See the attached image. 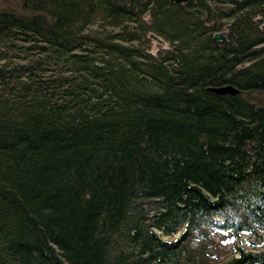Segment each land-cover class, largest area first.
I'll return each mask as SVG.
<instances>
[{
    "label": "trees",
    "instance_id": "obj_1",
    "mask_svg": "<svg viewBox=\"0 0 264 264\" xmlns=\"http://www.w3.org/2000/svg\"><path fill=\"white\" fill-rule=\"evenodd\" d=\"M16 1L0 264H264V0Z\"/></svg>",
    "mask_w": 264,
    "mask_h": 264
},
{
    "label": "rangeland",
    "instance_id": "obj_2",
    "mask_svg": "<svg viewBox=\"0 0 264 264\" xmlns=\"http://www.w3.org/2000/svg\"><path fill=\"white\" fill-rule=\"evenodd\" d=\"M14 4H17V1L16 0H0V8L1 7H4V8H7L8 7L9 8L10 6H14ZM215 4L218 5V2H215ZM215 4H214V7H216ZM214 10H216V9H214ZM145 18L147 20L149 19L148 16H146ZM263 25H264V20H263ZM221 32H225V29L223 28L221 30ZM151 45H152L153 48L151 47L150 53L152 52V50L154 52H157L160 48H164L162 45H158V44H156L153 41H151ZM168 47H169V45H168ZM248 238H249L248 235H243V239L244 240H247L246 242H243V245L245 246L246 249L252 248V246L249 244ZM221 240H222L221 235H219V236H216L215 237L214 242H216V243L218 242L220 244H223L221 242ZM230 253H231V247H230V245L225 246V247L224 246H220V248L218 249V260H219V262H221L226 256L230 255Z\"/></svg>",
    "mask_w": 264,
    "mask_h": 264
},
{
    "label": "water",
    "instance_id": "obj_3",
    "mask_svg": "<svg viewBox=\"0 0 264 264\" xmlns=\"http://www.w3.org/2000/svg\"><path fill=\"white\" fill-rule=\"evenodd\" d=\"M188 0H170L171 3H175V4H182V3H185L187 2ZM194 12L198 13V14H202L204 16V13H202L199 9L197 8H194L193 9ZM229 26H226V28H228ZM261 30L263 31L264 33V25L262 23L261 25ZM224 35H225V32H215L214 35H213V38L215 40H222L224 38ZM148 38L155 42L156 44L158 45H163L164 49L165 48H168V42L165 41L162 37L154 34L153 32H150L148 34ZM215 92L217 93H228V94H232V95H235L238 90H236L234 87L232 86H224V87H217V88H214L213 89Z\"/></svg>",
    "mask_w": 264,
    "mask_h": 264
},
{
    "label": "flooded vegetation",
    "instance_id": "obj_4",
    "mask_svg": "<svg viewBox=\"0 0 264 264\" xmlns=\"http://www.w3.org/2000/svg\"><path fill=\"white\" fill-rule=\"evenodd\" d=\"M263 18L261 17V16H257V17H255L254 18V21H256V22H259L260 24V28H261V25H262V23H263ZM228 26V25H227ZM221 32V31H220Z\"/></svg>",
    "mask_w": 264,
    "mask_h": 264
},
{
    "label": "bare ground",
    "instance_id": "obj_5",
    "mask_svg": "<svg viewBox=\"0 0 264 264\" xmlns=\"http://www.w3.org/2000/svg\"><path fill=\"white\" fill-rule=\"evenodd\" d=\"M197 15H201L202 17H205V14H204V16L202 15V14H198V13H196ZM225 36V35H224ZM163 46V45H162ZM152 47V46H151ZM153 48V47H152ZM155 52L152 50V52H151V54H154ZM229 86V85H228ZM236 94H238V92L236 93Z\"/></svg>",
    "mask_w": 264,
    "mask_h": 264
}]
</instances>
